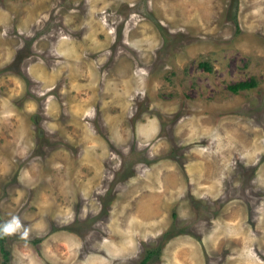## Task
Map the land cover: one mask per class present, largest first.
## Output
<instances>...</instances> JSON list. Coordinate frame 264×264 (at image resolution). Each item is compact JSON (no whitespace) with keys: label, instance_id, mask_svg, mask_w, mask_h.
<instances>
[{"label":"rangeland","instance_id":"374dc122","mask_svg":"<svg viewBox=\"0 0 264 264\" xmlns=\"http://www.w3.org/2000/svg\"><path fill=\"white\" fill-rule=\"evenodd\" d=\"M13 216L0 264H264V0H0Z\"/></svg>","mask_w":264,"mask_h":264},{"label":"clouds","instance_id":"9594fccd","mask_svg":"<svg viewBox=\"0 0 264 264\" xmlns=\"http://www.w3.org/2000/svg\"><path fill=\"white\" fill-rule=\"evenodd\" d=\"M23 227L21 219L18 216H13L8 221L0 223V234H10L21 230Z\"/></svg>","mask_w":264,"mask_h":264},{"label":"trees","instance_id":"16d2710c","mask_svg":"<svg viewBox=\"0 0 264 264\" xmlns=\"http://www.w3.org/2000/svg\"><path fill=\"white\" fill-rule=\"evenodd\" d=\"M205 67H208L209 66L206 64V63H203ZM255 79H251L250 81H240L238 83H234L233 85L230 86V88L234 91V92H238L239 90H242V89H247V88H251V87H254L257 85V82L254 81ZM7 256L8 254L5 253V260L3 262V264H8L7 262Z\"/></svg>","mask_w":264,"mask_h":264},{"label":"crops","instance_id":"0c3cea01","mask_svg":"<svg viewBox=\"0 0 264 264\" xmlns=\"http://www.w3.org/2000/svg\"><path fill=\"white\" fill-rule=\"evenodd\" d=\"M188 124V123H187Z\"/></svg>","mask_w":264,"mask_h":264}]
</instances>
